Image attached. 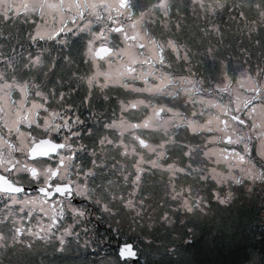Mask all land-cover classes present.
<instances>
[{
  "label": "trees",
  "instance_id": "obj_1",
  "mask_svg": "<svg viewBox=\"0 0 264 264\" xmlns=\"http://www.w3.org/2000/svg\"><path fill=\"white\" fill-rule=\"evenodd\" d=\"M132 3L136 15L144 12L142 27L150 38L164 43L171 41L178 47L177 52L183 50L187 55V60H177L167 50V55H162L164 62L157 65L163 74L202 81L211 90L215 83L225 81L226 77L233 82L242 73L254 75L256 69L263 70L264 0H132ZM160 3H163V11L168 13L167 16L162 15L158 7ZM97 29L94 25L92 31ZM30 34L27 24L14 21L13 17L5 21L0 15V55H10L16 48L24 46L26 52L16 55V59L21 62L31 50L50 49L52 53L46 55L45 68L38 69L33 74L37 75L35 78L42 91L48 94L50 100L52 98L49 108L53 105L56 110L68 113L70 119L77 116L83 121L79 132L86 142L84 151L89 154L90 159V153L99 148L100 138L109 136L106 133L109 130L104 128L102 119L108 121L109 118L117 117L118 101H128L133 97L122 88L109 89L107 96H103L101 92H97V88L89 89L84 84L88 71L80 53L87 32L80 31L67 36V44H32L29 43ZM75 46L79 47L78 51ZM71 52L75 53L70 55ZM60 98V106H55L56 100ZM161 100L162 103L172 105L166 94ZM189 109L191 107L188 105L185 110ZM89 129L92 131L91 135ZM118 137L116 133L110 135L108 149L113 147L114 150H109L106 155L107 166L116 165V175L105 176L103 179V171L92 166V170L96 171H92L95 176L90 178L94 181L93 186H102L104 189L108 179L126 173L121 171V164L125 168L129 164L125 154L115 145ZM186 138L183 130L176 135L177 141ZM182 151L179 143L170 145V156L161 165L166 167L170 159L175 161L177 157H180L177 162L182 163ZM202 173L201 170L189 169L188 174H178L175 180L178 187L179 184H190L194 187L193 190H203L202 193L199 192L205 200L202 216L196 215L188 219V215L178 214V220L182 221L181 225H176V236L171 235V232L176 231L173 226L160 224L158 229H154L156 234L153 240L149 236L151 245L142 244L145 250L139 239L140 236L144 237L142 232L135 234L130 228L127 230L129 233L125 232L113 221L127 217L120 210L119 203L120 208L112 216L110 211L92 200L91 208L86 207L82 219L73 225V230L77 229L83 240L86 239L79 241L82 248L75 245L71 250L67 245V248L60 251L50 244L41 249L29 248L24 252L12 249L7 255L4 254L3 261L5 264L8 261H13V264L105 263L109 256L113 260L117 259L119 244L132 243L140 249L136 264H264V185L252 191L243 189V186L235 187V198L231 201L224 200L221 204L220 200L213 197L211 189L203 186L201 179L209 181V186L213 182L210 178H202ZM146 179L150 182L148 196L151 207L156 208L158 206L153 204L154 200H160V185L165 186L171 180L155 172L145 174L142 182ZM202 186L204 189H201ZM161 206L165 207L163 203ZM185 217L187 221L183 222ZM71 221L68 216L66 223L72 225ZM153 222L156 223V220L151 224ZM190 227L192 231H189Z\"/></svg>",
  "mask_w": 264,
  "mask_h": 264
},
{
  "label": "rangeland",
  "instance_id": "obj_2",
  "mask_svg": "<svg viewBox=\"0 0 264 264\" xmlns=\"http://www.w3.org/2000/svg\"><path fill=\"white\" fill-rule=\"evenodd\" d=\"M31 2L32 0H0V15H2L5 21L10 17H13L14 21L18 20L27 24L32 33L34 31V25L31 21L40 23V18L38 13H33L27 10L26 5L31 4ZM100 11L104 16L103 22H98L95 17L89 16L87 12H85V18L83 20L77 16L75 18V23H73L71 19H66L65 23L67 28H70L71 31H67L66 29L58 39L65 40L67 36L78 34L81 29H84L83 31L87 32V37L84 41L83 50L80 53L86 62V68L88 71V74L84 77V84L89 89L97 88V92H101L103 96H107V90L109 89L122 88L125 92H129L132 97H136L134 99L131 98L128 101H123L122 99L119 100L118 116L113 117L112 119L109 118L108 121L105 118L102 119L104 128L109 130L106 132L109 133V136L100 138L99 148L97 151L90 153V159L89 154L87 153L89 162L82 177L79 169L70 164L65 166L61 174L64 180L69 181L70 184H76V189L80 192L78 198L81 197L82 202L79 203L77 201V203H72L76 200L74 197L71 199V206H74L77 209H80L81 205L85 208L90 207V202L94 200L97 204L102 205L107 211H110L111 215L121 206L122 209L120 208V210L124 212L127 217L124 220L113 221L118 225L119 229H122L125 232H128L127 230L129 228L131 232L135 234L142 232L144 237H139L141 245L145 244L146 246H150L151 240H153L156 234V230L154 229H158L160 224L167 227L173 226L176 231L171 232V235L176 236L175 234L178 231V226L176 225L178 223L181 225L182 221V219L178 220V214L188 215L187 218L192 219V217L196 215L201 217L205 211L203 206L205 203L204 196L199 194V192L202 193L203 190H197V188L193 190L194 187L190 184H179L178 187L175 180L178 178V174H181L182 172L176 171L175 168L168 169L167 167H163L161 164L164 159H160L152 150L154 145H158L162 140L168 139V137L165 136L163 128L156 127L157 121L153 116V110L158 105L182 107L184 109L187 106L181 99L182 93L178 94L175 98L169 97L167 94L169 91L181 86L187 78H176L169 76L168 74H163L162 69L157 65L163 63L164 60H162V62L159 61V57L164 54L167 55V50H169L177 60H187V55L183 50L177 52V50H179L178 47H176L171 41L164 43L150 38L142 27L144 15L143 17H140V14H138L133 19H141V23L137 27L141 35L144 37L141 42L145 43L146 46L144 49L135 48L133 51L137 54L142 53V55H138L140 61L147 60L149 62L135 63L132 65L135 69L134 72H125L123 76L118 77L116 74L118 66L129 62L128 57L120 54V50L125 48L127 44L131 42L124 41L118 34L109 33L108 29L110 28L111 22L107 19V13H105L103 9H100ZM71 15L72 13L66 12V16ZM113 15L115 14L113 13ZM119 19L126 27L130 23L125 17H120ZM89 23L91 24V30L85 28V25ZM94 25L98 28L96 31H92ZM73 28L75 31H72ZM128 31L131 33L132 30L128 29ZM101 32L109 37V42L96 39L94 41L93 51L89 53L87 50L89 42L93 41L94 34H99ZM49 42L60 44L55 40L39 43L45 44ZM29 43L35 44L31 40ZM104 46L112 50L111 54L105 55L102 58H97L95 51L99 49V47ZM75 47L78 51L79 47ZM25 52L26 47L20 46L10 55H0V109L2 110L1 112H3L0 118L4 119V122L2 123L9 129H12L17 135V139L21 143L20 147L23 150L29 149L36 137H49L52 134L57 133L62 126L61 122L65 123L70 119V115L66 114L64 111H50L49 108H46L49 106L50 101L52 102V98L50 100L48 94L42 91L39 87L40 83H38L35 78L37 75L33 74L36 73L38 69L45 68L44 61L46 60V55L52 53L50 49L37 48L31 50L27 52L24 55V58L21 59V62H19L16 59V55L18 53L24 54ZM74 53L75 52H71L70 55ZM120 70L124 71L122 68ZM257 70L258 69L255 70L254 75H251L252 79H257ZM46 74L47 73H45L44 76H46ZM154 76L160 77V79H156ZM248 76V73L240 74L235 81H231L232 88L237 89L239 82L242 79H246ZM165 77L171 78L173 84L166 85V82L164 81ZM259 79L261 82H264V71H260ZM145 80L147 81L146 83L144 82ZM224 82H227V80L225 79ZM217 85L218 83H215L210 90L209 85L206 86L203 82L201 85V95L205 98H210L211 94L214 95L217 100H221L223 103H228L231 97L221 92L218 93V91H216ZM160 88H163V91L157 90ZM137 89L143 91H137ZM165 92L168 96V101L172 102V105L162 103L161 97ZM141 99L144 100L146 104H141ZM134 104L136 105L135 108L133 107ZM133 108L136 110L132 111ZM140 110H143V117L140 116L138 120L141 121L137 123L140 126H132L130 119L132 115L136 117ZM197 110H199V106H197ZM21 115L29 117L31 122L36 123L35 128L33 129L29 122H21L24 125L19 124V117H21ZM149 117H152V119L149 121L148 127L146 128L145 120ZM70 120L71 127H69V132L72 137L71 141L76 145L81 146L82 150H84L86 142L82 138L83 136L81 135V132H79V128L84 123L77 116ZM113 133H116L119 136L118 142L115 145L125 154L123 155L128 160L129 165L125 168V165L121 164V171H126V173H123L122 176H114L111 179H108L107 184L103 189L102 186H93L94 181L90 178L95 176L94 173H96V171L92 170V166L103 171L102 175L100 174L103 179H105V176L116 175V165L113 164V166L109 167L107 166L108 164L106 160L107 152H109V150L112 151V149L114 150L113 147L108 149V146L110 145L109 137L110 135H113ZM89 134H92L91 130ZM138 137H143V139L149 141L150 146L148 148L141 147L138 142ZM152 140L155 142L153 143ZM46 147L47 145H45L44 148ZM75 149L76 148L74 147V150ZM253 156H255V152H253ZM153 161H155V165H153ZM196 163L200 165L199 170L203 172L201 177L210 178L213 182L212 186H209V181L201 179L204 183L203 186L210 188L213 197L220 201H227L229 199V201H231L234 199L235 195L233 196V189L235 187L243 186V189L252 191L254 188H262L264 185V178L249 179L238 169L230 170L223 164L219 165V169L223 175H215L208 171V168L202 160L197 159ZM257 164H260L259 160H257ZM19 169L23 170L21 165L19 166ZM87 171L88 173H86ZM153 172L162 176L165 175L166 179L171 180L169 181V184H165V186L160 185V200H154L153 204L158 206L156 208L153 206L151 207L152 204L150 202V197L148 196L150 187L149 179H146V183L142 182L145 174H151ZM43 173L44 172L42 171L40 175L43 176ZM233 177L239 178L240 183L237 184ZM75 179L77 182L72 183V180ZM192 184L195 186L194 181ZM203 186L201 189H204ZM30 192L31 191L28 192L29 194H16V199L24 200L28 197L39 195L34 191ZM12 201V193L0 195V220H3L4 216L9 211L13 212L17 217H23L21 222L23 224L24 234L22 236H17L15 234L12 230L13 225L11 217H9L7 223L0 225V264H5L3 261L4 254L7 255L6 253L13 250L27 251V245H32L35 248L41 249L49 243H53L52 246L55 245L59 250L65 248L67 245L71 250L75 245L81 247L79 241L83 240V237L77 233V229L73 230V225L77 224V220L81 215H73L68 199L63 201L64 219H62L58 225L51 228L50 231L48 230V225L51 221L43 219L38 210L33 212L29 219L28 211L21 212V204L13 203ZM162 203L165 207L161 206ZM59 209L60 206L57 204V212H59ZM80 210L84 212V208ZM69 215L71 218L76 219V223L71 221L72 225L66 224V219ZM187 218L185 217L183 222H186ZM155 220L156 223L153 222V224H151V222ZM40 228H44V231L39 232ZM28 229H31V235L29 234ZM190 229L192 231L191 227ZM38 232L39 235L43 237L42 239L37 238L36 233ZM149 236L151 237V240H149ZM61 240H63V243H61ZM83 241H86V239ZM133 249L135 250L136 258L126 257L120 259L117 257L116 260H113L114 258L109 256V259L106 260L105 263L97 264H136L139 260L140 249L137 246L135 247V245ZM142 249L145 250L144 245H142ZM117 253L119 252H116V254ZM20 260L24 261L22 258ZM6 264H13V261L11 263L8 261ZM18 264H23V262Z\"/></svg>",
  "mask_w": 264,
  "mask_h": 264
},
{
  "label": "snow or ice",
  "instance_id": "obj_3",
  "mask_svg": "<svg viewBox=\"0 0 264 264\" xmlns=\"http://www.w3.org/2000/svg\"><path fill=\"white\" fill-rule=\"evenodd\" d=\"M158 7L161 9L162 15L167 16L168 13L163 11L164 5L160 3ZM28 11L38 13L40 23L31 21L34 25V31L30 34V40L33 43L45 41H57L58 43L67 44L66 40H59L62 33L71 31L67 28L66 19H71L75 23L78 16L82 20L85 18V12L89 16L95 17L98 22H103L104 16L100 9L107 13V19L113 27L108 29L109 33H115L122 37L128 43L125 48L120 50V54L128 57L127 64H121L117 68V76H123L125 72L132 73L135 69L133 64L138 62L148 63L149 61H140L138 55L133 51L135 48L144 49V37L141 35L138 25L141 23L140 18L133 19L136 13L133 9L132 0H32L31 4L26 5ZM66 12L72 13L66 16ZM113 13L115 15H113ZM144 12L140 13L143 17ZM120 17H125L130 21L126 27L121 23ZM59 25V26H57ZM85 28L91 30V24H86ZM128 29H131L129 33ZM84 29H81L83 31ZM96 39L109 42V37L103 32L94 34L93 41L89 42L88 52L93 51L94 41ZM112 50L108 47H101L95 51L97 57L111 54ZM163 57L161 56V62ZM124 69L121 71L120 69ZM260 71L257 70V79H252L249 75L246 79L239 82L237 89L232 88V82L226 77L227 82L221 81L217 85L216 91L227 94L231 97L228 103L217 100L214 95L210 94V98L201 95L202 81L185 79L183 84L167 94L175 98L182 93V100L185 104L192 105L191 109L185 110L182 107H172L166 105H158L153 110V116L157 121V128H163L165 136L168 139L162 140L158 145L152 147L153 152L160 159H166L170 156V145L179 143L182 148L183 162L178 163L180 157L175 161L169 160L166 165L168 169L175 168L176 171L188 174V170L199 171L200 165L194 163L198 158L205 163L210 173L215 175H223L219 169V165L223 164L228 169H238L249 179L264 178V82L259 79ZM160 79V77H155ZM166 85H172L173 81L169 77H165ZM147 82L146 80L144 81ZM163 91V88L157 89ZM137 91H143L137 89ZM151 91V90H149ZM141 104H146L141 99ZM199 106V110H197ZM133 107H136L134 104ZM152 117L145 120V127H148ZM139 127L140 125H135ZM183 130L186 139L177 141L176 135ZM141 147L148 148L150 142L138 137ZM158 150V151H157ZM255 152V156H253ZM257 160L260 164H257ZM155 165V161L152 162ZM215 165V166H213ZM36 172L33 170L32 176L35 177ZM57 173H53L55 177ZM203 178V177H202ZM237 184L240 179L233 177ZM0 193H12L13 203L21 204V212L28 211L29 219L35 211H39L43 219L50 220L48 230L58 225L64 219L62 197H67L73 215H83V211L71 206L73 193L80 195L78 189H73L71 184H52L48 183L44 187H39L38 196L28 197L24 200H17L16 194L24 193V188L13 184L5 176H0ZM7 185V186H5ZM49 189H52L49 191ZM55 198V200L53 199ZM224 203L223 200L220 201ZM57 204L60 209L57 212ZM9 217L12 219L13 231L17 236L24 234L22 220L23 217H17L13 212L9 211L0 225L8 222ZM44 228H40L39 232H43ZM191 231V229H189ZM32 234L31 229H28ZM36 233L38 239H42ZM63 243V240H61ZM127 249V251H125ZM121 259L126 257H136L135 250L131 244L122 245L120 248Z\"/></svg>",
  "mask_w": 264,
  "mask_h": 264
},
{
  "label": "flooded vegetation",
  "instance_id": "obj_4",
  "mask_svg": "<svg viewBox=\"0 0 264 264\" xmlns=\"http://www.w3.org/2000/svg\"><path fill=\"white\" fill-rule=\"evenodd\" d=\"M132 97V96H131ZM136 96H133V99ZM62 99H58L57 105L60 106L58 101ZM3 101V100H1ZM16 107V106H13ZM135 108V107H134ZM134 108L132 111H135ZM54 109V108H53ZM55 110V109H54ZM0 109V117L3 114ZM143 110H140L138 115L135 117L132 115L130 121L131 125H137L139 117H143ZM64 113V112H63ZM20 123H30L33 128H35L36 123L30 121L29 117L21 115ZM41 120V119H40ZM4 119L0 118V176H5L10 180L13 184L18 186H22L25 190L24 193L29 194L28 192H35L38 193L39 187H44L48 183L52 184H70L69 181L64 180L62 178V170L70 164L71 166H75L81 172V177L87 167V159L88 156L82 147L76 145L73 141H71V133L69 132V127H71V121H66L65 123L61 124L60 130L52 134L49 137L46 136H39L33 140L29 149L23 150L20 146L21 143L17 139V135L9 129L5 124H3ZM24 125V124H23ZM26 127V125H25ZM50 139V146L51 148L48 152L34 155L31 154L34 148L44 149L45 144L42 140L43 139ZM34 146V147H33ZM74 147L76 148L74 150ZM22 166L23 170L19 169V166ZM35 170L36 175L35 177L32 176V172ZM43 173V176L40 173ZM57 173L55 177H53V173ZM88 173V171L86 172ZM86 175V174H85ZM80 177V179H81ZM77 180H72V183H76ZM4 183V182H3ZM73 189H76V184H71ZM7 186V185H6ZM52 189H49L51 191ZM30 192V193H31ZM0 195H6L1 194ZM73 197L76 200L72 203H79L82 202L81 197L73 193ZM66 197H62L61 200L65 201ZM55 200V198H53Z\"/></svg>",
  "mask_w": 264,
  "mask_h": 264
},
{
  "label": "water",
  "instance_id": "obj_5",
  "mask_svg": "<svg viewBox=\"0 0 264 264\" xmlns=\"http://www.w3.org/2000/svg\"><path fill=\"white\" fill-rule=\"evenodd\" d=\"M105 47V46H104ZM99 48H101V47H99ZM103 56H105V55H103ZM102 56V57H103ZM97 57V56H96ZM102 57H97V58H102ZM44 141H46V140H44ZM122 246V245H121ZM121 246L119 247V256H120V248H121ZM125 251H127V249H125ZM121 257V256H120ZM136 258V257H135Z\"/></svg>",
  "mask_w": 264,
  "mask_h": 264
}]
</instances>
